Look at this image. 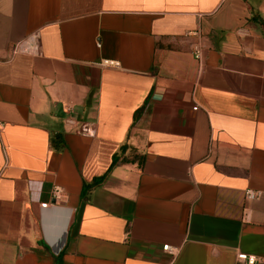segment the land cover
Returning a JSON list of instances; mask_svg holds the SVG:
<instances>
[{"label":"crops","instance_id":"crops-1","mask_svg":"<svg viewBox=\"0 0 264 264\" xmlns=\"http://www.w3.org/2000/svg\"><path fill=\"white\" fill-rule=\"evenodd\" d=\"M239 253L264 264V0H0V264Z\"/></svg>","mask_w":264,"mask_h":264},{"label":"built area","instance_id":"built-area-1","mask_svg":"<svg viewBox=\"0 0 264 264\" xmlns=\"http://www.w3.org/2000/svg\"><path fill=\"white\" fill-rule=\"evenodd\" d=\"M16 48L21 49V50H27V47L25 49V47L22 44H19ZM192 53H193L195 58H199L201 56V53H202V46L198 43L194 44L192 46ZM101 64L103 66H106V67H119L120 66V62L117 60H113V59H103L101 61ZM66 110L69 111V108L67 107ZM83 131H85L86 133L91 132L88 127L84 128ZM246 195H247V198L254 199V198L258 197L260 195V193L256 192V191L248 190ZM63 196H64L63 187L58 185V184H54L51 188V191H50L51 201L41 203V207H46L47 205H55L59 201L62 200ZM162 248H163V250L168 251L169 253H172V254L175 253V249L170 247V245H168V244L163 245ZM237 259H239L240 261H242L245 264H255L257 261L256 257H254L253 255H247L245 253H239L237 255Z\"/></svg>","mask_w":264,"mask_h":264},{"label":"trees","instance_id":"trees-1","mask_svg":"<svg viewBox=\"0 0 264 264\" xmlns=\"http://www.w3.org/2000/svg\"><path fill=\"white\" fill-rule=\"evenodd\" d=\"M114 162V161H113ZM105 177V174L99 176V177H95L91 182L89 183H85L83 185V195L86 193V191L90 190L93 186L99 184ZM55 264H61L60 261L57 260V262Z\"/></svg>","mask_w":264,"mask_h":264}]
</instances>
